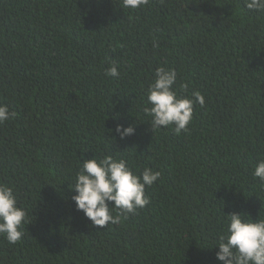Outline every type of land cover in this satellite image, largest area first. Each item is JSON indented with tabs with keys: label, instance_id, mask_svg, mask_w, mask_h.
<instances>
[{
	"label": "trees",
	"instance_id": "trees-1",
	"mask_svg": "<svg viewBox=\"0 0 264 264\" xmlns=\"http://www.w3.org/2000/svg\"><path fill=\"white\" fill-rule=\"evenodd\" d=\"M244 4L0 0V105L16 113L0 123V183L28 212L21 241L0 236V264H220L225 215L264 219V13ZM161 66L179 95L205 97L179 135L144 115ZM93 155L160 171L150 204L93 226L71 188Z\"/></svg>",
	"mask_w": 264,
	"mask_h": 264
},
{
	"label": "clouds",
	"instance_id": "clouds-1",
	"mask_svg": "<svg viewBox=\"0 0 264 264\" xmlns=\"http://www.w3.org/2000/svg\"><path fill=\"white\" fill-rule=\"evenodd\" d=\"M123 8L136 10L147 6L149 0H121ZM247 10L264 13V0H245ZM107 77L119 75L113 64L106 71ZM178 74L175 70L161 66L155 70L154 80L146 92L150 107L144 115L150 117L152 132L171 127L179 135L188 131L196 104L205 106V97L200 92L181 96L176 90ZM6 105H0V123L15 118ZM121 140L134 135L135 128L117 124L114 130ZM115 136L113 137L115 139ZM253 177L264 184V159L259 160L253 170ZM161 179V172L144 167L138 174L123 158L113 155L84 159L75 175L71 188L76 210L83 212L93 226L104 228L119 224L129 214H135L150 204L145 189ZM116 213L115 215L113 213ZM227 217L226 228L220 234L215 258L220 264H264V219L253 220L247 213H232ZM28 224L27 210L18 205L14 189L0 183V236L8 243L16 244L24 235Z\"/></svg>",
	"mask_w": 264,
	"mask_h": 264
}]
</instances>
